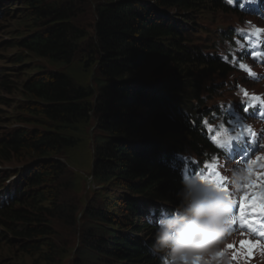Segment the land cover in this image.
I'll return each instance as SVG.
<instances>
[{
  "label": "trees",
  "instance_id": "obj_1",
  "mask_svg": "<svg viewBox=\"0 0 264 264\" xmlns=\"http://www.w3.org/2000/svg\"><path fill=\"white\" fill-rule=\"evenodd\" d=\"M17 1L26 26L10 42L18 48L10 64L32 71L35 57L66 72L40 67L20 80L0 71V86L17 94L15 122L0 139V166L15 165L0 184L9 194L0 249L18 245L31 264H58L57 228L67 224L79 240L72 264H164L150 251L155 222L144 218L180 203L184 168L196 164L178 156L182 144L196 154L210 148L192 101L203 79L228 70L215 52L190 45L188 33L199 16L235 10L226 0H96L88 32L73 7L86 0ZM9 6L0 5L2 16ZM74 59L88 83L68 72ZM90 119L92 186L78 213V177L62 156Z\"/></svg>",
  "mask_w": 264,
  "mask_h": 264
},
{
  "label": "rangeland",
  "instance_id": "obj_2",
  "mask_svg": "<svg viewBox=\"0 0 264 264\" xmlns=\"http://www.w3.org/2000/svg\"><path fill=\"white\" fill-rule=\"evenodd\" d=\"M54 1L59 0H46L47 4H52ZM65 1V0H63ZM85 1V0H84ZM84 5H81L79 2H75L73 7H78V14L76 19V24L78 26H82L83 29L91 32V29L94 24V13L91 9L90 2H96V0H86ZM8 3H11L13 7L12 12H8L4 14V16L0 15V71L5 73H10L11 75L20 76V80L22 77H25V73L32 72L40 67H44L49 70H53L56 72H62L63 67L54 65L46 60L31 57L29 58L28 65L31 67L32 71H25L21 73L23 70L19 66H13L10 64L11 56H13L16 52H18V48L9 47L10 42L16 37L19 31L25 29L22 21H19L18 17V9H14L19 7V2L17 0H0L1 5L8 6ZM74 22V20H73ZM28 23V21H25ZM222 24V26H235L239 28H248L249 24L254 23V19L250 16L236 15V14H221L216 11L214 14L207 16L204 19H199L196 21V30L193 32L192 41L199 45H206L209 47H214L217 42L220 41L219 36H217L216 28L218 24ZM194 26V24H193ZM192 43V45H195ZM84 47V46H83ZM218 47V46H217ZM77 59V58H76ZM76 59L73 60L72 65L68 68V72L73 74L79 82L88 83L90 81V73H85L86 70H83L82 64L78 62ZM4 69V70H3ZM29 70V69H28ZM66 72V71H64ZM239 77L241 81V77L236 73H231L227 76L226 81L232 82ZM13 78V77H12ZM19 80V79H17ZM251 82H253L251 80ZM245 89L247 92H253V85L246 84ZM258 91L262 92L264 96V85L257 86ZM221 93L212 99L205 97L203 99V103L207 106H211L212 104H217L219 107L221 104H232V102L236 103L235 97L237 94H232L229 91L221 90ZM17 100V94H10L9 91L2 86H0V139L2 138L3 132L6 131L7 128H10L15 122V116L17 114L16 109L14 108ZM206 102V103H205ZM202 107H204L202 105ZM203 109V108H202ZM226 127H231L232 125L228 122H225ZM84 125V126H83ZM80 131L74 136L77 138V144L70 148L65 152V155L62 156L63 160L67 162V169L76 175L77 180V190H71L74 193V196L77 198H81L82 201L78 204V213L82 212V209L85 205V192L92 186V181L90 180V172L92 167L93 160V138L94 134L95 122L93 119H90L87 123L85 122ZM238 129L235 131V134H238ZM187 154H191L190 151ZM230 162H227V165ZM0 168L6 171V168L13 169L15 165L9 166L11 164L1 163ZM13 170H11L12 172ZM4 177V174H2ZM6 179L0 178V184ZM77 191V192H76ZM116 191V189H114ZM76 192V193H75ZM82 220L80 219L79 223L81 224ZM59 234H57L56 243L60 252L58 255V264H72V258L75 253V245L79 242L77 239V235L74 234L73 230L68 227L67 224H63L61 227L57 228ZM9 247V248H8ZM5 246L3 250L0 249V264H6V261L11 264H31L33 255L19 253L18 245H9ZM222 252L221 256L226 255L230 261V264H264V251L256 242V239L253 236H250L245 233V231H237L232 234L230 237L225 239V243L221 246ZM21 259L23 263H21Z\"/></svg>",
  "mask_w": 264,
  "mask_h": 264
},
{
  "label": "clouds",
  "instance_id": "obj_3",
  "mask_svg": "<svg viewBox=\"0 0 264 264\" xmlns=\"http://www.w3.org/2000/svg\"><path fill=\"white\" fill-rule=\"evenodd\" d=\"M224 173L232 194L239 192L245 170L226 167ZM176 194L177 207L155 220L153 255L162 256L164 264H230L221 246L229 234L232 200L220 180L200 173L184 176Z\"/></svg>",
  "mask_w": 264,
  "mask_h": 264
},
{
  "label": "snow or ice",
  "instance_id": "obj_4",
  "mask_svg": "<svg viewBox=\"0 0 264 264\" xmlns=\"http://www.w3.org/2000/svg\"><path fill=\"white\" fill-rule=\"evenodd\" d=\"M235 0H229V3L232 4L234 3ZM257 2V0H243V2L241 3V8L244 7V4H255ZM241 67H243V65H241ZM232 105H230L229 107H231ZM245 112L248 111L247 108L244 109ZM251 130L249 129V132ZM213 142L215 143V138L213 137ZM235 143V145L239 148L242 149V154L240 156V158L242 159H247V157L250 155V153L252 151L255 150V144L254 142L252 144L249 143V141L244 137V136H241L239 134L231 137L226 143L227 144H232V143ZM224 144H220V143H216V147L217 148H220L222 147ZM207 167V165H206ZM241 210H243V205H241Z\"/></svg>",
  "mask_w": 264,
  "mask_h": 264
}]
</instances>
